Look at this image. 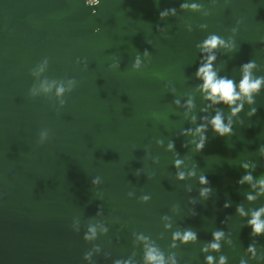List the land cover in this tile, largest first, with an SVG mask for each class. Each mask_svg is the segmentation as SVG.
I'll list each match as a JSON object with an SVG mask.
<instances>
[{
  "label": "water",
  "instance_id": "obj_1",
  "mask_svg": "<svg viewBox=\"0 0 264 264\" xmlns=\"http://www.w3.org/2000/svg\"><path fill=\"white\" fill-rule=\"evenodd\" d=\"M262 78L264 0H0V264H264Z\"/></svg>",
  "mask_w": 264,
  "mask_h": 264
},
{
  "label": "clouds",
  "instance_id": "obj_2",
  "mask_svg": "<svg viewBox=\"0 0 264 264\" xmlns=\"http://www.w3.org/2000/svg\"><path fill=\"white\" fill-rule=\"evenodd\" d=\"M89 3H91V0H89ZM183 7V5H182ZM193 7H195V5H193ZM208 45H210L211 47H216L218 44V38L217 37H212V39L208 40L206 42ZM210 59H214V57L210 58ZM247 66H251L250 64L245 65ZM211 65L209 64L207 67L205 68H201L199 70L200 73L204 74L205 77V88H210L212 95L216 96L219 95L221 97V99H223L225 102L228 103H232L234 102L235 99H237L238 97L236 95H234V84L232 80H220V81H215L214 82V73H212L210 71ZM199 75V73H198ZM264 79V78H262ZM261 83V79H257L256 81L253 82H249V77L245 76V78L243 79V81L240 84L241 89L243 90V92L248 93L250 90L253 89H257L259 87ZM250 103L252 102L251 100L249 101ZM257 109H253V112H256ZM216 130H218L221 135H223L225 132H228L229 129L225 128L222 124L221 118L219 115L216 116V118L213 121ZM201 182L202 183H207L206 178H201ZM261 211H264V209H261ZM260 213L257 212L255 214V217L252 221H250L249 223L251 225H254L253 231L256 233H260L261 229L264 228V223H259L258 218H259ZM214 236L219 237L220 233H213ZM189 238H195V233L192 231H188L185 233L184 235V239L185 241H187ZM85 239H87V237H85ZM213 248H217L218 246L213 244L212 245ZM251 247V245L249 246ZM152 259H155V257H152ZM209 264H211L212 261V257H207ZM223 261V257L221 258Z\"/></svg>",
  "mask_w": 264,
  "mask_h": 264
},
{
  "label": "built area",
  "instance_id": "obj_3",
  "mask_svg": "<svg viewBox=\"0 0 264 264\" xmlns=\"http://www.w3.org/2000/svg\"><path fill=\"white\" fill-rule=\"evenodd\" d=\"M89 1V0H88ZM96 0H91V2H95Z\"/></svg>",
  "mask_w": 264,
  "mask_h": 264
}]
</instances>
